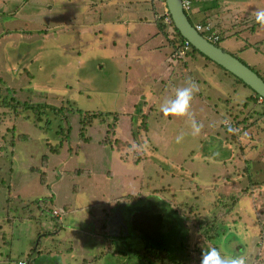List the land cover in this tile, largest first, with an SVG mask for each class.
Instances as JSON below:
<instances>
[{
    "label": "rangeland",
    "instance_id": "obj_1",
    "mask_svg": "<svg viewBox=\"0 0 264 264\" xmlns=\"http://www.w3.org/2000/svg\"><path fill=\"white\" fill-rule=\"evenodd\" d=\"M152 1L156 15L149 0H0V264H127L126 254L114 250L146 243L165 247L181 264H200L195 243L243 256L246 264H253L260 245L264 259V240L253 224L260 206L255 210L250 194L241 193L250 181L264 180L262 99L250 100L249 86L197 52L177 63L169 20L161 31L153 21L165 3ZM191 6L186 15L194 25L206 4ZM252 26L251 33L242 23L223 29L215 43L264 79V62L255 63L261 56L239 51L242 43L264 38V27ZM189 81L198 88L189 116L165 117L160 105ZM8 95L64 104L70 143L50 152L46 142H57L58 123L45 118V110L40 123L22 120L1 105ZM72 107L108 116L87 126L83 141L82 118ZM190 118L203 125L198 136ZM107 137L128 144L117 152L101 143ZM218 193L224 200L214 204ZM231 194L240 195L229 211ZM108 207L107 236L101 218ZM212 218L223 230L209 242L203 231ZM131 258V264L147 259Z\"/></svg>",
    "mask_w": 264,
    "mask_h": 264
},
{
    "label": "trees",
    "instance_id": "obj_2",
    "mask_svg": "<svg viewBox=\"0 0 264 264\" xmlns=\"http://www.w3.org/2000/svg\"><path fill=\"white\" fill-rule=\"evenodd\" d=\"M158 1H160L161 3H165V0H158ZM149 2L153 6L152 9H153L154 15H156V11L154 10L155 4L153 3L152 0H149ZM18 5L19 4H16V6H18ZM14 12H16V10ZM1 13H4V12H1ZM13 13H11V14H13ZM165 16H166V14L164 13L162 16H160L156 19H153V21L157 24L160 31L163 29V26L165 24L163 21ZM168 20H169L168 24L170 25L171 31H172V33H171L172 36L170 39H168V42L170 44H172L173 46H175V44H177V46H175V48L173 49L171 55H172V58H174L176 60V62L178 63V61L181 60V58L183 57V56L181 57L180 55H178V50L183 48V44L185 42V39L180 35L179 31L174 27V24H173L172 19H171L169 14H168ZM200 21L203 22L204 19H202ZM21 32L26 33L28 31L21 30ZM6 33H9V31H6ZM215 44L217 46H219L218 43H215ZM223 50L226 51L225 49H223ZM196 52L199 53L200 55H202L204 58L212 61L211 59H209L208 57L204 56L202 53L197 51L192 45H190V48L187 51H185V54L186 53L187 54H194ZM235 57H238V56L236 55ZM238 59L241 60L240 58H238ZM243 63L245 64V62H243ZM175 65H176V63H175ZM256 73L260 76V74L258 72H256ZM261 78L263 79V77H261ZM236 79L238 81H240L241 83H243V81L241 79H239L237 77H236ZM244 85H246V84H244ZM7 88H9V87H6L5 90ZM1 89H3V88L1 87ZM10 89H12V88H10ZM7 90H9V89H7ZM253 94H254V97H249L250 100L251 99L253 100V98H254V100L260 98L259 95L256 94L255 92ZM8 97H10V98L9 99L6 98L5 101H2L1 105L5 106L6 108H9L10 110L12 109L14 115H16V116L22 115V118H21L22 120L32 117V119H35L34 120L35 122L40 123L41 121H43V118L41 117V112H43L42 110H45V114H43V116L45 118L49 119V121L54 120V125H55V122L58 123V127L55 126L57 128V131H58L57 135H56L58 137L57 142L54 144H52L51 142H46V147L50 152H52V153L53 152H59L62 149L63 144L65 142L70 143L69 133L71 130V125L69 124V121L65 118V115L61 114V111L64 108V104H62L61 106H50V105H45V104L43 105L42 104L43 105L42 106L41 104H37L34 102H27V101L20 102L13 95L12 96L8 95ZM66 101L68 102V100H66ZM261 103L264 104L263 99H262ZM29 110L32 111L31 114L28 113ZM73 110L75 111V113H78L79 117L82 118V121H79L78 135H79L80 139L83 141H86L89 139V137L85 135V130H86L87 126H89L98 117L101 120H105V118L108 116L106 114L107 112L100 111V110H83V109L76 108V107H74ZM262 114L264 115V112H262ZM143 122H146V118H143ZM130 126H131V133L133 134V138H135L136 132L134 131V124H131ZM144 127H145V125H144ZM114 130H115V124L113 123L112 125H110V127H108V129L106 131H108L109 133H113ZM111 140H112V137H107V140L105 138L101 141V143H103V144H114L115 150L117 152L122 151L123 147L128 144L127 141L121 140L120 138H114L112 141ZM120 158H123V157H121V155H120ZM133 161L136 162V160H133ZM227 179H228L227 177H222L220 179L218 177H215L214 181L218 182L219 180H221L225 184V182H227ZM214 184H216V183H214ZM263 187H264V180L250 181L247 188H245L244 191L241 192L242 196L246 195L247 193L250 194V197H252L253 206H254L255 210H258L257 207L260 206V217L258 214H256L255 218L253 220V224L257 225V227L259 229L258 234L260 236V240H262V241L264 240V189H263ZM239 195L235 196L234 194H231V196H230L231 204H230V208L228 209L229 211L231 208H233V206L235 204H237L239 202ZM51 198H52L51 196H47L46 198H44V200L45 199L48 200ZM223 200H224V196L221 193H218L217 198L214 201V204H217L219 201L222 202ZM32 202L38 203V202H40V200L38 199L37 201L34 200ZM221 215L223 216V218H221L219 223H220V225L221 224L224 225L226 214L221 213ZM110 216H112V210L110 207H108V208H106V210L102 214V218H101V220L103 221L102 222V229L104 230V233L106 232V235H107V228H106L105 224L109 220ZM220 225L218 224L217 220L212 218L209 221L208 230L205 229L203 231V236L206 235V237L208 238V240L210 242V240L212 238H214L219 232H221V230H223V226L221 227ZM118 236L121 237L120 235H118ZM126 237H127V239H131V241H132V236L126 234ZM211 246L217 248L215 245L211 244ZM205 247H207V248H205ZM193 248L197 253H199L202 256L203 251H207L209 248H212V247L207 246L206 243L202 244V245L199 243H195ZM260 248H261L260 245H258L257 246V253L254 254V260L252 261L253 264H257V263L258 264H264V259H260L258 257L260 255V252H261ZM114 251L118 252V254H120V255L122 253L126 254V256L128 258L127 264L130 263V260L132 259L131 256H134V255L135 256H142L145 258L147 257L146 260L141 258V263H143V264H181L180 261L175 259L173 252L167 251L165 247H162V246L161 247H151L147 243L141 247L134 246V245L130 244V246L127 247L126 250H121L120 248H116V250H114Z\"/></svg>",
    "mask_w": 264,
    "mask_h": 264
},
{
    "label": "water",
    "instance_id": "obj_3",
    "mask_svg": "<svg viewBox=\"0 0 264 264\" xmlns=\"http://www.w3.org/2000/svg\"><path fill=\"white\" fill-rule=\"evenodd\" d=\"M165 6L174 27L186 41L204 56L241 79L264 100V79L237 57L203 37L187 18L182 9L181 0H165Z\"/></svg>",
    "mask_w": 264,
    "mask_h": 264
},
{
    "label": "crops",
    "instance_id": "obj_4",
    "mask_svg": "<svg viewBox=\"0 0 264 264\" xmlns=\"http://www.w3.org/2000/svg\"><path fill=\"white\" fill-rule=\"evenodd\" d=\"M204 1L206 7L202 12L203 15L202 18L204 19L203 22L209 23L212 27V30L219 35V40L217 42H219L221 39L220 31H222L223 29L224 30L231 29V31H235L236 28H238L239 23L244 24L245 27L242 29L243 31L247 29L249 30L250 33L254 31L256 27V26H252V23L253 25L255 24L258 27H261L259 24L256 23L253 12L255 9H264V0H204ZM20 5L24 6L25 4L21 2ZM207 9H210L209 14H207L206 12ZM235 34H237V31L235 32ZM256 43L257 44H253V45L242 43L239 47V51L242 52L243 49L244 50L247 49V51L249 49H252L256 54H259L261 56V59H256L255 63L264 62V51L261 48V46L264 45V38L262 39V41L260 40L259 43L258 42ZM235 45H239V43H236ZM233 49L235 50V47ZM225 50L229 53L232 54L234 53L232 50L230 51L228 49ZM249 97H254V94H251ZM110 224H112L111 216L109 217V220L105 224L107 230L110 228L109 226ZM102 231L104 232L103 229ZM91 260L86 259L84 262H89Z\"/></svg>",
    "mask_w": 264,
    "mask_h": 264
},
{
    "label": "clouds",
    "instance_id": "obj_5",
    "mask_svg": "<svg viewBox=\"0 0 264 264\" xmlns=\"http://www.w3.org/2000/svg\"><path fill=\"white\" fill-rule=\"evenodd\" d=\"M255 16V21L261 27H264V9H255L253 12ZM198 91L195 82L189 81L187 86L179 88L175 92V98L165 100L160 105V111L165 117H184L189 116V109L191 107V101ZM190 127L192 129V134L198 136L203 127L194 118H190ZM229 132L234 130L229 127ZM183 140V135H179L176 138V142L180 143ZM200 264H246L245 258L243 256H230L221 255V252L215 248H209L207 251H203Z\"/></svg>",
    "mask_w": 264,
    "mask_h": 264
},
{
    "label": "built area",
    "instance_id": "obj_6",
    "mask_svg": "<svg viewBox=\"0 0 264 264\" xmlns=\"http://www.w3.org/2000/svg\"><path fill=\"white\" fill-rule=\"evenodd\" d=\"M193 1L196 0H181L182 9L185 13L190 12L192 10L191 5ZM164 13L166 14L165 16L166 20H168L169 13L167 11V8ZM193 26L208 41L215 44V42L219 40V35L212 30V27L209 23L197 21ZM190 45L191 44L185 40L183 44V48L178 50V55H180L181 57L184 56L185 51H187L190 48ZM54 214L57 215V212L54 211ZM17 264H28V263L25 259H20L17 261Z\"/></svg>",
    "mask_w": 264,
    "mask_h": 264
}]
</instances>
